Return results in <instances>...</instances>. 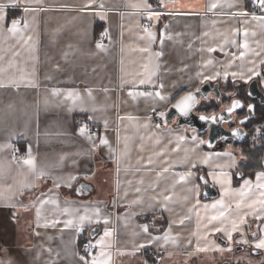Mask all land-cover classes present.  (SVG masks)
I'll use <instances>...</instances> for the list:
<instances>
[{
	"label": "crops",
	"instance_id": "0c3cea01",
	"mask_svg": "<svg viewBox=\"0 0 264 264\" xmlns=\"http://www.w3.org/2000/svg\"><path fill=\"white\" fill-rule=\"evenodd\" d=\"M0 5V264H84L86 239L108 264H153L148 249L162 251L163 264L213 263L249 220L264 219V171L234 184V144L208 147L165 115L163 127L150 124L203 83L221 93L256 79L264 92V22L252 18L264 8L249 0ZM14 143L24 152L18 161ZM29 156L35 171L23 163ZM202 175L216 197L202 198Z\"/></svg>",
	"mask_w": 264,
	"mask_h": 264
},
{
	"label": "water",
	"instance_id": "95a60500",
	"mask_svg": "<svg viewBox=\"0 0 264 264\" xmlns=\"http://www.w3.org/2000/svg\"><path fill=\"white\" fill-rule=\"evenodd\" d=\"M264 70V67H263ZM199 90V91H198ZM192 93L195 96V103L190 110L187 116H183L180 114L179 110L174 107V105L181 99V97L186 96L187 94ZM210 94H213L215 99H219L221 93L219 91L218 83H214L210 85L209 83H203L197 90L188 91L182 94L178 99L172 103L166 113L165 119L167 121H171L173 119L176 120V126L178 127H188L195 130L198 134L206 135V145L211 147L215 145L217 142L223 139H231L236 142H240L245 137V130L241 127V124L248 118L253 116V105H251V109L249 105L247 107V114L243 119L238 121V126L229 129L225 127V123L231 121L233 113L242 108L243 104L239 99H232L229 107L224 108L217 113L205 114L198 113L195 111L199 101L201 99H207ZM246 95L248 98H252L258 101L259 104H264V92L261 91L258 87V83L256 79L249 81L246 86ZM234 101H239L241 106L235 108L231 113H229L228 109L232 107ZM216 117V120L213 122L211 119L201 120L200 116L205 117ZM223 116L224 119L221 120L220 117ZM238 133L237 135H233V132ZM200 182L202 184V198L211 199L216 197L217 191L213 185H211L206 178L202 175L200 177Z\"/></svg>",
	"mask_w": 264,
	"mask_h": 264
},
{
	"label": "trees",
	"instance_id": "16d2710c",
	"mask_svg": "<svg viewBox=\"0 0 264 264\" xmlns=\"http://www.w3.org/2000/svg\"><path fill=\"white\" fill-rule=\"evenodd\" d=\"M226 89L228 91L232 90L230 88V83H228ZM240 94L241 97L245 98L244 90H242ZM229 96H222L221 94L219 100H216L215 97L201 99L195 111L205 114L217 113L220 110L219 105L229 102ZM255 112V115L248 120L245 126L248 133L242 141L234 142L230 139H223L215 144L219 147L226 142L234 144L239 149L241 157L237 162L236 171H240L243 177H248L250 179H252L257 172L264 171V105L258 106ZM202 135L206 136L205 134ZM236 171L234 172L233 178L234 184H237L239 181L235 175Z\"/></svg>",
	"mask_w": 264,
	"mask_h": 264
},
{
	"label": "flooded vegetation",
	"instance_id": "af4514ba",
	"mask_svg": "<svg viewBox=\"0 0 264 264\" xmlns=\"http://www.w3.org/2000/svg\"><path fill=\"white\" fill-rule=\"evenodd\" d=\"M242 90H244L245 92L246 100L245 98L241 97L240 93L242 92ZM231 94L232 95L229 96V102L227 103V106L223 107L222 109L229 107L231 100L235 98L239 99L242 102L243 106L241 109L233 113L231 121L226 122L224 124L225 127L229 129H232L238 126V121L240 119H243L246 116L247 107L249 104L253 105V116L256 113L255 111L257 107L264 105V104H259L258 101L255 99L248 98L246 95L245 86L237 87ZM250 118L246 119L241 124V127L245 130V136L248 133V130L245 128V126ZM235 175L237 176V178L243 176L240 171H238V173H235ZM263 223H264V219L263 220H253V219L249 220L245 224L244 238L242 240H239V236L234 235L230 248H229L230 250L228 249L226 252L227 255L221 259L214 261L213 263H208V264H264V249H257L254 246L256 242L261 238V235H262L261 225ZM219 241H221L223 244L226 243V241L223 240L221 237L219 238ZM190 264H195V263H190Z\"/></svg>",
	"mask_w": 264,
	"mask_h": 264
},
{
	"label": "snow or ice",
	"instance_id": "6c2138e0",
	"mask_svg": "<svg viewBox=\"0 0 264 264\" xmlns=\"http://www.w3.org/2000/svg\"><path fill=\"white\" fill-rule=\"evenodd\" d=\"M256 2L260 5L261 8H264V0H256ZM149 7H150V6H149ZM211 7H212V8H215V7H217V5H216V4H213ZM2 8H3V5H0V9H2ZM153 15L159 16L160 13L156 12V13H153ZM239 15L247 16L248 13H247V12L239 13ZM0 18H2V17H0ZM252 18L264 22V16H262V17H257V16L255 15V13H252ZM17 23H18V21L13 20V21H12V26L8 29V31H9V32H12V33H15L16 30H17V29H16V25H17ZM145 31L147 32V29H145ZM244 35L247 36V32H246V31H245ZM149 36L151 37L152 34L149 33ZM242 46H243V47H247L246 43H245L244 45H242ZM97 47H98V48H102L103 45H101V44H97ZM215 50H216V49H214V48H210V49H209L210 52L215 51ZM241 55H243V53H241ZM225 75H227V74H225ZM144 82H145V81L141 80V83H144ZM4 86H5V85L0 84V87H4ZM160 87L162 88L163 85H161ZM198 91H199V90H198ZM130 94H131V93H130ZM155 95H156L157 97H159L161 100L164 99V97L160 94V92H156ZM195 99H196L195 96H194L192 93H189V94H187L186 96L181 97V99H180V100L174 105V107H175L176 109L179 110V112H180L181 115H183V116H187V115L189 114L190 110L192 109L194 103H195ZM240 106H241V104H240L239 101H234L233 104H232V107L228 109L229 113H231L235 108H238V107H240ZM251 107H252V106L249 105V108H250V109H251ZM164 115H165L164 113H160V116L163 117ZM199 118H200L201 120H208V119H211L213 122L216 120V117H215L214 115H213L212 117H210V118H209V117H205V116H200ZM220 119L223 120L224 117L221 116ZM157 127H159V125H157ZM79 131H80L81 134H84V132L86 131V129L82 127ZM237 134H238V133H236L235 131L233 132V135H237ZM101 143H107V141H106V140H101ZM29 152H30V150H29ZM13 158L15 159V157H13ZM23 163L26 164V165H28L33 171H35V168H34V162H33V160L30 158V156H29V158H25V159L23 160ZM3 172H4V166H3V165H0V176L3 175ZM42 175H43L42 172L38 174V176H42ZM262 177H264V173H259V174L257 175V178H258V179H260V178H262ZM181 179H184V177L182 176ZM249 183H250L249 181H245V186H247ZM57 186H59V185H57ZM258 186L264 188V184H262V185H258ZM165 199H169V198H168V197H165ZM261 203H262V205H264V201H261ZM220 215L223 216V212H221ZM81 219H84V218L81 217ZM212 219L215 220V219H217V217L214 216V217H212ZM106 222H107V221H105V223H106ZM182 222H183V221H181V223H182ZM241 222H243V218H241ZM57 223H58V222H57ZM67 223L70 225V224L72 223V221H68ZM236 230H237V224H236L235 221H233V223H232V230L229 231V232H227V236H228V239H229V240L232 239V232H235ZM144 231H145V232L148 231L147 226H144ZM215 231H217V232H219V231H224V229L216 228ZM110 234H111V233L108 232V231L106 230L105 233H104V236H109ZM165 238H167V236H166ZM245 242H246V241H245ZM98 243L103 244V238H101V241L98 242ZM254 246H255V248H257V249H264V239H260V240H259ZM87 247H92V245H89V246H87ZM229 250H230V249H229ZM86 251H87V248H86ZM196 251H198V252H204V251H207V249H206V248L197 247ZM89 255H91V253H89ZM106 255H107V254L104 253V252H100V254H99L100 257H104V256H106ZM80 259L84 262V264H108V261H107V260L97 258L96 256H93V258H92V260H91L90 262L86 259L85 256H81Z\"/></svg>",
	"mask_w": 264,
	"mask_h": 264
},
{
	"label": "built area",
	"instance_id": "2783aa9c",
	"mask_svg": "<svg viewBox=\"0 0 264 264\" xmlns=\"http://www.w3.org/2000/svg\"><path fill=\"white\" fill-rule=\"evenodd\" d=\"M251 2L252 5H257L258 3L256 2V0H249ZM106 40V35L102 32L98 33L95 36V43H103ZM150 124L151 126H155L157 127V125H159V127H163L166 124L165 119H163V117L154 114L151 116L150 118ZM97 129L94 127H89L88 132L89 135H94L96 133ZM11 157H15V161H18L20 159H22L24 157V152L23 150L20 148V146L18 145V143H14L11 147ZM91 245L89 239L86 240H82L80 242V246L83 250V255L86 257H93L96 254L95 248L94 247H87ZM87 248V251H86ZM89 253H91V255H89ZM146 256L152 261L153 264H162L163 262V252L160 250H156V249H148L145 252Z\"/></svg>",
	"mask_w": 264,
	"mask_h": 264
},
{
	"label": "rangeland",
	"instance_id": "374dc122",
	"mask_svg": "<svg viewBox=\"0 0 264 264\" xmlns=\"http://www.w3.org/2000/svg\"><path fill=\"white\" fill-rule=\"evenodd\" d=\"M228 86V85H227ZM230 88L231 89H233L234 88V85H232V82H230ZM230 89V90H231ZM232 92L231 91H228L227 89H224L222 92H221V94H222V96L223 95H226V96H231L232 94H231ZM212 97V96H211ZM225 106H227V104L226 103H222L221 105H219V107H220V109L222 110V108L223 107H225ZM164 118H165V116H164ZM257 131H259V130H257ZM229 143V142H228ZM209 263V261H205L204 262V260H201V261H199V262H197V264H208Z\"/></svg>",
	"mask_w": 264,
	"mask_h": 264
}]
</instances>
